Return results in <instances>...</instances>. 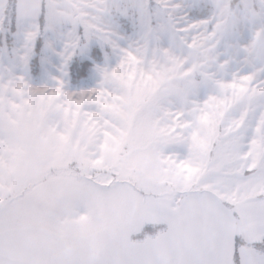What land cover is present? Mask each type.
<instances>
[{"label": "snow or ice", "instance_id": "6c2138e0", "mask_svg": "<svg viewBox=\"0 0 264 264\" xmlns=\"http://www.w3.org/2000/svg\"><path fill=\"white\" fill-rule=\"evenodd\" d=\"M0 264H264V0H0Z\"/></svg>", "mask_w": 264, "mask_h": 264}, {"label": "trees", "instance_id": "16d2710c", "mask_svg": "<svg viewBox=\"0 0 264 264\" xmlns=\"http://www.w3.org/2000/svg\"><path fill=\"white\" fill-rule=\"evenodd\" d=\"M37 57L34 60V63L36 64V67L33 69L34 76L39 75V53H40V43H37L36 47ZM102 61V57L99 59H96L95 61L93 59H84V60H73L70 62L68 66L69 70V76L71 82H73L75 85L79 84L81 80H84L88 78L90 75V69L93 66V62L99 63Z\"/></svg>", "mask_w": 264, "mask_h": 264}, {"label": "rangeland", "instance_id": "374dc122", "mask_svg": "<svg viewBox=\"0 0 264 264\" xmlns=\"http://www.w3.org/2000/svg\"><path fill=\"white\" fill-rule=\"evenodd\" d=\"M85 59H90V58H85ZM73 60H84V59H80V58H74ZM103 61V58H102ZM102 61L99 63L93 62V66L90 69V73H89V77L81 80L79 84L75 85L73 82H71L70 80V76H69V70H68V66L66 68V72H67V77L65 78V90L68 92H80V91H88L91 90L92 88L96 87L98 82H99V76L96 73V67L100 66L102 64ZM39 66H40V61H39ZM41 72V67L39 70V74ZM42 83L41 80L38 79H34L33 84L35 86H40V84Z\"/></svg>", "mask_w": 264, "mask_h": 264}]
</instances>
